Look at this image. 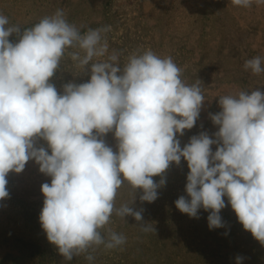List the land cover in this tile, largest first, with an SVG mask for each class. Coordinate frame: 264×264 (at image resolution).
Here are the masks:
<instances>
[{
	"label": "clouds",
	"instance_id": "9594fccd",
	"mask_svg": "<svg viewBox=\"0 0 264 264\" xmlns=\"http://www.w3.org/2000/svg\"><path fill=\"white\" fill-rule=\"evenodd\" d=\"M253 2L264 4L232 0L244 8ZM110 27L81 32L58 9L21 31L0 14V200L9 196V172H22L34 159L51 177L41 186V226L71 261L94 246L110 250L125 243L122 234L101 232L113 214L132 216L142 232H155L142 222V210L130 206L134 195L116 207L118 190L127 182L134 193L142 190V202H154L165 184L163 174L184 158L190 199L181 196L176 207L192 218L200 208L211 210L209 228H220L226 196L243 228L264 245V93L242 90L219 97L222 110L211 115L219 126L216 138L202 132L181 148L177 136L196 124L205 101L201 82L186 84L172 57L151 50L130 54L121 66L120 54H109L103 35ZM13 33L18 42L9 41ZM66 53L82 71L91 62V76L85 83L65 84L60 94L50 81ZM244 67L264 72L259 56ZM113 131L115 152L104 140ZM41 138L51 154L35 146ZM154 176H161L158 183ZM242 259L237 257V264Z\"/></svg>",
	"mask_w": 264,
	"mask_h": 264
},
{
	"label": "rangeland",
	"instance_id": "374dc122",
	"mask_svg": "<svg viewBox=\"0 0 264 264\" xmlns=\"http://www.w3.org/2000/svg\"><path fill=\"white\" fill-rule=\"evenodd\" d=\"M58 9L81 32L111 26L103 35L109 54L113 50L120 54L121 66L130 54L151 50L161 58L172 57L186 84L201 82L205 101L196 124L177 136L181 148L202 132L216 138L219 126L211 115L222 110L219 97L242 90L264 93V72L253 74L244 67L257 56L264 67V4L253 2L244 8L232 0H0V14L21 31ZM8 39L18 42L19 35L13 33ZM90 76L91 62L82 71L66 53L50 82L62 94L65 84L85 83ZM104 140L114 152L118 150L114 131ZM35 146L51 154L42 138ZM211 148L214 153L217 145ZM189 171L184 158L179 165L170 164L163 174L165 184L151 203L142 202V190L134 193L125 182L118 190L116 207L130 203L134 195L130 206L142 210V222L151 223L155 232H142L132 216L122 219L113 214L101 232L106 236L110 229L122 234L125 243L110 250L94 246L68 261L48 241L39 219L45 199L41 186L51 177L39 170L34 159L29 160L22 172L12 171L6 177L9 196L0 200V264H237V257L243 258L240 264H264V245L243 228L226 196L220 228H209L211 210L200 208L198 218H192L176 207L181 196L190 199ZM160 179L153 177L157 183ZM88 254L94 256L92 261L86 259Z\"/></svg>",
	"mask_w": 264,
	"mask_h": 264
}]
</instances>
